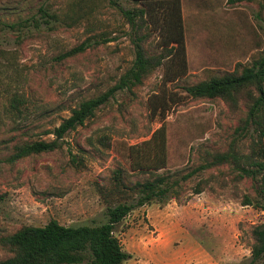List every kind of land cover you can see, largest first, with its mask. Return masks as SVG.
Wrapping results in <instances>:
<instances>
[{"label":"rangeland","instance_id":"rangeland-1","mask_svg":"<svg viewBox=\"0 0 264 264\" xmlns=\"http://www.w3.org/2000/svg\"><path fill=\"white\" fill-rule=\"evenodd\" d=\"M72 1L0 0V23L7 26L0 30V239L53 220L64 226L106 223L108 206L121 200L112 195L115 171H123L129 186L154 178L132 169L128 148L165 124L168 165L158 174L181 186L176 197L137 208L116 226L115 236L130 255L124 264L249 262L252 230L264 222L260 207L243 203L246 196L260 199L252 180H240L229 165L183 179L211 160L208 153L226 152L241 138L236 131L245 105L233 111L220 99L192 98L186 87L264 55L259 0L185 1V76L165 83L166 72L180 70L167 60L142 85L117 91L94 118L59 141L61 148L12 162L17 144L55 140L53 131L73 109L115 89L136 59L135 38L122 14L134 5L104 0L74 22ZM41 7L58 19L45 17ZM159 41L158 33L145 41L149 54L162 53ZM83 43L91 47L68 56ZM15 97L23 101L19 109L12 108ZM105 136L109 147L101 143ZM239 142V151L248 154L250 138ZM200 181L207 189L195 194ZM10 256L0 245V261Z\"/></svg>","mask_w":264,"mask_h":264},{"label":"trees","instance_id":"trees-1","mask_svg":"<svg viewBox=\"0 0 264 264\" xmlns=\"http://www.w3.org/2000/svg\"><path fill=\"white\" fill-rule=\"evenodd\" d=\"M104 0H73L69 5L72 21L80 22L90 16L92 10L98 8ZM134 5L133 9L122 10L135 38L136 59L133 66L124 74L119 84L111 92L94 99L87 100L73 109L72 115L63 121L52 134L56 139L50 142L41 140L32 143L17 144L11 161H18L34 154L52 152L61 148L59 143L68 133L95 117L96 112L105 106L117 91L132 90L140 86L158 68L168 60L177 72H166L165 83H172L188 72L186 31L183 18V0H124ZM253 2L254 0H239ZM260 11L264 12V0H259ZM139 6V7H138ZM49 7L40 8V12L48 18L57 20L50 14ZM259 12V18L262 14ZM12 25L11 28H15ZM0 23V30L6 29ZM152 33L159 34V45L162 53L151 55L144 43ZM109 42V41H107ZM91 44L83 43L73 49L68 56L84 52ZM186 92L194 99H220L233 111L239 110L243 102L246 115L226 152L208 153L211 160L199 166L194 173L183 177L188 180L213 167L231 166L240 180L251 179L255 192L260 199L245 197V206H258L264 212V55L251 65H237L233 72L217 74L209 80L201 81L186 87ZM23 101L15 97L12 108L19 109ZM154 111H158L155 109ZM250 138V152L239 151V142ZM101 143L109 147V138L102 137ZM168 140L165 124L154 132L152 137L138 145L128 148L131 167L134 171L150 173L151 180L127 185L123 182V171L117 170L114 175L112 195L119 201L107 208V222L98 226H64L53 220L43 227L26 226L19 231L0 239V245L11 256L0 261V264H124L130 255L123 250L120 240L115 236L119 225L135 209L168 200L171 193L175 197L181 186L179 180L171 181V177L159 175L158 172L168 165ZM200 181L195 194H202L206 189ZM123 186V189L121 187ZM5 196L0 194V205ZM254 245L251 259L243 264H264V222L252 230Z\"/></svg>","mask_w":264,"mask_h":264},{"label":"crops","instance_id":"crops-1","mask_svg":"<svg viewBox=\"0 0 264 264\" xmlns=\"http://www.w3.org/2000/svg\"><path fill=\"white\" fill-rule=\"evenodd\" d=\"M185 1L188 2L189 0H183V14L185 13V8H184V4H185L184 2H185ZM191 1H192V0H191ZM187 50H188V43H187ZM188 57H189V56H188Z\"/></svg>","mask_w":264,"mask_h":264}]
</instances>
